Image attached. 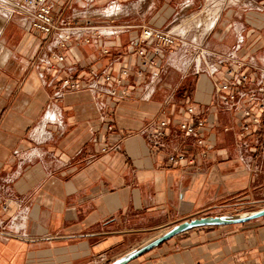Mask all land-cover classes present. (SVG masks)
I'll use <instances>...</instances> for the list:
<instances>
[{"label":"crops","instance_id":"crops-1","mask_svg":"<svg viewBox=\"0 0 264 264\" xmlns=\"http://www.w3.org/2000/svg\"><path fill=\"white\" fill-rule=\"evenodd\" d=\"M49 3L57 21L131 29L60 47L0 10V264H113L184 222L264 209V115L215 89L264 84V0ZM142 26L178 33L148 67L129 52L153 51ZM189 108L202 147L180 129ZM128 264H264V217L190 230Z\"/></svg>","mask_w":264,"mask_h":264},{"label":"built area","instance_id":"built-area-1","mask_svg":"<svg viewBox=\"0 0 264 264\" xmlns=\"http://www.w3.org/2000/svg\"><path fill=\"white\" fill-rule=\"evenodd\" d=\"M8 6L6 10L10 14H17L23 23V25L35 33L42 35L44 38L48 39L51 37H56L58 46L65 47V45L73 38H80L83 32L88 31L93 37L96 38H107L115 36L118 34L119 29L123 28L124 30L131 29L130 25L119 26L114 23H105L97 24L88 22L86 24L82 23H71L65 20L57 21L52 10V6L49 3V0H8ZM139 40L143 44L153 45L154 49L151 52H148L144 48H139L137 45L132 43L129 46V52L136 54L141 59V64L143 67H148L149 65H154V57L159 56L161 51L165 47H171L178 41V33L176 30H160L148 26H142L139 36ZM240 48L238 45L237 49ZM107 53V51H105ZM58 62L64 61V56H56ZM228 61H236V54L232 53L228 55L225 59ZM143 71L138 72L139 75H142ZM230 75H234L233 70H229ZM264 74V71H263ZM124 77L129 75L128 70L122 72ZM105 79L111 81L112 73L110 71L106 72ZM121 81H119L120 83ZM250 82V78L247 75H239L235 77L234 81L231 83H217L215 89L217 92H228L226 96L223 97V102L225 105H229L232 102H239L241 99H247L251 104H259V111L264 115V84H258V87L255 89H248L239 91L237 89L238 85H246ZM65 84L71 88H78V84L68 83ZM188 112L192 115L191 120L184 121L180 124V129L184 133L191 135L196 140V146L202 147L205 145L204 138L200 133L205 125L204 120L196 119L193 117L194 109L189 108ZM244 116L250 118L254 123L260 124V116H254L250 110L244 111ZM168 126L167 121H162L158 126L156 132L153 136L150 137V142L154 147H162V140L166 136V128ZM249 126L244 127V131H248ZM104 151H106L104 149ZM186 160L185 155H171L169 157V162L175 165H178Z\"/></svg>","mask_w":264,"mask_h":264},{"label":"water","instance_id":"water-1","mask_svg":"<svg viewBox=\"0 0 264 264\" xmlns=\"http://www.w3.org/2000/svg\"><path fill=\"white\" fill-rule=\"evenodd\" d=\"M264 217V209L259 211H254L250 213L231 215V216H222V217H206L200 219H193L191 221L184 222L173 229L169 230L165 234L161 235L157 239L143 246L142 248L134 251L125 258L117 261L113 264H128L129 262L137 259L138 257L152 251L153 249L159 247L168 240L188 232L190 230L205 228V227H222L230 225H240L252 220H256Z\"/></svg>","mask_w":264,"mask_h":264},{"label":"rangeland","instance_id":"rangeland-1","mask_svg":"<svg viewBox=\"0 0 264 264\" xmlns=\"http://www.w3.org/2000/svg\"><path fill=\"white\" fill-rule=\"evenodd\" d=\"M6 7L9 8L8 0H0V10L4 11L5 14H9V12L6 10ZM250 212H254V211H248V213Z\"/></svg>","mask_w":264,"mask_h":264},{"label":"bare ground","instance_id":"bare-ground-1","mask_svg":"<svg viewBox=\"0 0 264 264\" xmlns=\"http://www.w3.org/2000/svg\"><path fill=\"white\" fill-rule=\"evenodd\" d=\"M111 12V11H110ZM163 234V233H162Z\"/></svg>","mask_w":264,"mask_h":264}]
</instances>
